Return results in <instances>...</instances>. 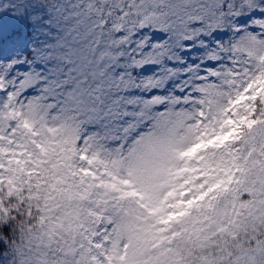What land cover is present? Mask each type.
<instances>
[{"label": "snow or ice", "instance_id": "obj_1", "mask_svg": "<svg viewBox=\"0 0 264 264\" xmlns=\"http://www.w3.org/2000/svg\"><path fill=\"white\" fill-rule=\"evenodd\" d=\"M0 264H264V0H0Z\"/></svg>", "mask_w": 264, "mask_h": 264}]
</instances>
